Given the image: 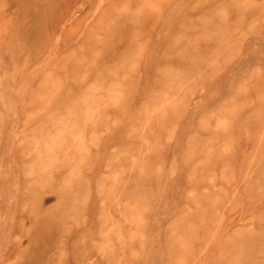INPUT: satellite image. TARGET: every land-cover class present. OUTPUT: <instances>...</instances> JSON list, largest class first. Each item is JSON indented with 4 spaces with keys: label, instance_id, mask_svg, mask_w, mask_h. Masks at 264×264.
I'll list each match as a JSON object with an SVG mask.
<instances>
[{
    "label": "rangeland",
    "instance_id": "obj_1",
    "mask_svg": "<svg viewBox=\"0 0 264 264\" xmlns=\"http://www.w3.org/2000/svg\"><path fill=\"white\" fill-rule=\"evenodd\" d=\"M0 264H264V0H0Z\"/></svg>",
    "mask_w": 264,
    "mask_h": 264
}]
</instances>
